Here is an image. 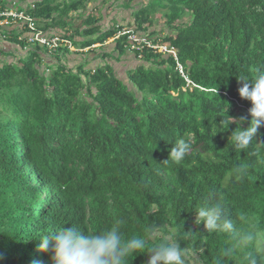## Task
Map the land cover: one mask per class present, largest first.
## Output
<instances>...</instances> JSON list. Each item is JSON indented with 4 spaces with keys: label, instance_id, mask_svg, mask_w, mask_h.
<instances>
[{
    "label": "trees",
    "instance_id": "1",
    "mask_svg": "<svg viewBox=\"0 0 264 264\" xmlns=\"http://www.w3.org/2000/svg\"><path fill=\"white\" fill-rule=\"evenodd\" d=\"M55 1L35 0L26 11L38 23L51 18L49 25L65 28L75 44L104 42L118 30L101 32L90 14L72 34L66 17L91 0L62 9ZM147 4L148 11L136 9L135 30L149 31L160 12L171 29L163 39L176 47L190 83L172 54L153 50L128 73L134 89L108 63L76 71L60 65L48 75L33 52L0 68V264H51L38 236L61 226L97 232L117 220L126 237L145 235L150 246L164 236L177 239L188 264H246L239 241L264 228V164L255 154L264 155V127L247 151L237 152L229 138L240 117L248 118L242 127L250 122L251 102L240 97L236 77L264 70V0ZM126 38L116 40L121 53ZM226 109L233 122L212 135ZM180 137L191 146L177 164L168 155ZM239 164L249 168L242 182L231 174ZM216 203L233 221V233L196 223L197 207ZM146 227L155 233L145 234ZM259 247L253 255L264 264ZM150 255L130 264H147Z\"/></svg>",
    "mask_w": 264,
    "mask_h": 264
},
{
    "label": "clouds",
    "instance_id": "2",
    "mask_svg": "<svg viewBox=\"0 0 264 264\" xmlns=\"http://www.w3.org/2000/svg\"><path fill=\"white\" fill-rule=\"evenodd\" d=\"M116 24L122 25L120 23ZM151 31L153 29L146 31L148 33L138 32L150 36ZM65 34L63 35L67 37ZM153 35L150 37L158 40L157 35ZM159 39L166 41L163 38ZM166 42L172 45L170 41ZM174 48L176 54L154 50L153 52L164 55L172 54L178 60L177 68L190 83L191 80L186 76L183 64L179 62L177 49L175 46ZM127 50L130 49L127 48ZM145 50L151 49L130 51H134L143 59L142 56ZM145 63L144 61L143 64ZM236 79L241 82V86L238 88L240 97L251 102V107L248 109L250 116L248 126H241L248 118L240 117L236 121L237 126L229 138V143L235 150L242 152L247 151L250 145L254 144V138L257 136L259 129L264 127V70L256 69L251 75L240 74ZM193 84L197 85L196 83ZM227 109L226 115L222 116L218 123L219 130L212 132V135L229 129L233 117L227 115ZM190 146V141L183 137L177 138L169 150L168 159L170 158L173 162L179 164L188 153ZM255 154L259 163L264 164V155H261L259 151ZM231 174L235 181L242 182L248 177L249 168L246 164H239L234 167ZM196 211V223H203L209 232L233 233L235 231L233 221L224 215V209L220 203L207 207L202 205L197 207ZM240 219L244 220L246 218L242 216ZM122 224V221L117 220L97 232H86L76 226H61L58 231L52 230L38 236L40 241L38 249L42 252L51 253V264H130V261L132 262L137 255L146 253L151 254L147 264H188L187 252L177 239L164 236L160 242L150 246L145 235L126 237L121 230ZM144 232L148 235L155 233L153 227H146ZM239 243L246 250V264H257L252 250L256 249L259 244L264 243V228H254L252 232L243 235ZM0 259H3L2 255H0Z\"/></svg>",
    "mask_w": 264,
    "mask_h": 264
},
{
    "label": "crops",
    "instance_id": "3",
    "mask_svg": "<svg viewBox=\"0 0 264 264\" xmlns=\"http://www.w3.org/2000/svg\"><path fill=\"white\" fill-rule=\"evenodd\" d=\"M56 1L58 3L62 2V0L60 1L56 0ZM101 1L104 2L105 0H101ZM131 1L136 2L139 0H127V2L129 3H131ZM34 2L35 0H3V3L6 5L15 6L23 9L24 8L27 9L29 6H33ZM139 6L137 8H139ZM56 14L57 13H54V15ZM75 15L76 14L69 13L68 16L66 17L68 21L72 22V26L75 25L74 23ZM108 19L113 21L114 20L113 15L111 16V18ZM128 19L131 20L130 24H132V27L136 28L137 25H136L135 17L131 16ZM40 20H41L40 25L48 33L65 34V32L67 31L65 28L49 25V21H51V18H47V19L43 18ZM74 28L76 27L74 26ZM74 28L70 27L68 31L70 30V33L75 34L76 29ZM154 28L155 27L153 26V29ZM17 36L18 38L19 36L25 38V41H23L24 44H22L19 41V39L16 40ZM30 36H31V32L21 23L13 24L10 27V32L8 33L3 32L2 29L0 28V68L3 67L5 64H9V63L14 65L19 64L23 58L25 57L29 58V56H31V53L34 52L38 54L39 57L38 60L40 61V65H39L40 69L41 70L45 69L47 74L48 71L51 72L53 68H57L60 65H65L66 67H69L76 71L77 69H79L80 66H83L84 70H93L99 65H104L108 63L113 67L116 76H120L119 78L123 79L124 81H127V76H126L127 72L144 63V60L140 56H138L134 51L126 50L124 53H121L118 50V47H116L117 43L114 38H110L113 39L112 40L113 42H110L109 39V40H105L104 42H96L88 46L87 45L81 46L76 44L77 47V48L75 47L76 50L63 47L62 49L53 51L46 49L45 47L40 46L35 42L32 41L29 42L28 40L26 41V38L28 39V37L30 38ZM75 38L78 39L77 36H75ZM97 43L98 45L95 46ZM85 48L87 49L94 48V49H92L91 51L90 50L79 51V49H85ZM88 52H91L92 55L88 54ZM109 56L114 58L116 61H118V63L123 61L124 63L122 64L121 67L126 68L127 64H131L132 67H130L129 69L128 68L125 70L121 69L123 70V73H125V77L121 75L123 73L121 72L117 73L115 71V66L113 64L107 62V58ZM124 59H128V60H124ZM38 60H36L35 62H37ZM81 75H84V73H81Z\"/></svg>",
    "mask_w": 264,
    "mask_h": 264
},
{
    "label": "rangeland",
    "instance_id": "4",
    "mask_svg": "<svg viewBox=\"0 0 264 264\" xmlns=\"http://www.w3.org/2000/svg\"><path fill=\"white\" fill-rule=\"evenodd\" d=\"M72 1H78V0H62V4L59 7H61V9H62L64 7H66V6H63L64 4H69ZM149 1L150 0H139L136 2L131 1V3H129V2H127V0H117L114 3H112L111 0L110 1H104V2L101 0H91L88 2L86 8H80V10H78V11H76V10L70 11L71 14H76L74 16L75 25H73L71 27L74 28V26H77L81 23L83 24V21L85 20V18L90 14L94 15L97 18V23H99V27L101 29L100 30L101 32L104 30L111 29L112 27H114V25L116 23H120L122 25H125L126 27H132V24H130L131 20H129L128 18L135 15V13L137 11L136 8L139 5L145 6L147 8V11L150 10L149 4H147ZM55 2H57V1H55ZM59 11H60V9H59ZM112 15H113V19H114L113 21L108 19V18H111ZM153 18L154 19L151 23L150 29H153V26H154L155 27L154 30L157 33L156 37L158 39L163 38V36L166 34V32L170 31L171 29L166 25L165 17L160 12L156 13L153 16ZM189 18H190L189 16H186L183 19V21L186 22V21H188ZM40 24H41V20H40ZM43 30H45V29L43 28ZM138 31L141 33L144 32V31H141L140 29ZM145 33H148V32H145ZM94 35H96V33ZM68 38L72 40L71 37H68ZM86 38H89V37H86ZM110 38H114L115 40L118 39L117 37H115V35H113V37H110ZM110 38H107L106 40H109ZM112 40L113 39H110L109 41L113 42ZM97 45H98V43L95 46H97ZM66 46H67L66 44L65 45L63 44L56 49H49L47 47H45V48L55 51V50L62 49L63 47L67 48ZM75 47H76V44L73 42V48L72 49L76 50L77 47L76 48ZM92 49H94V48L79 49V51H87V50L91 51ZM88 54L92 55L91 52H88ZM28 59L29 58L25 57L20 61V63H22L24 60L27 61ZM124 60H128V59H124ZM38 61L36 62V66L39 67L40 61L39 62ZM107 62H110L111 64H113L115 66V71L117 73H120V72L123 73V70H125L127 68L129 69L130 67H132L131 64H127L126 68L121 67L124 62L121 61L120 63H118V61H116L114 58H112L110 56L107 58ZM121 69H123V70H121ZM135 69H137V68H135ZM47 70H49V69H47ZM49 74H51L50 71H48V75ZM121 75L125 77V73H123ZM126 76H127V74H126ZM118 77H120V76H118ZM127 81H129V80H127ZM128 85L131 89H134V84L132 85L130 81H129ZM83 96H84V93H83ZM259 246H260L259 248L261 249L262 256L264 258V243L259 244Z\"/></svg>",
    "mask_w": 264,
    "mask_h": 264
},
{
    "label": "built area",
    "instance_id": "5",
    "mask_svg": "<svg viewBox=\"0 0 264 264\" xmlns=\"http://www.w3.org/2000/svg\"><path fill=\"white\" fill-rule=\"evenodd\" d=\"M16 23L23 24L31 32L30 38H26V41L35 42L49 49H56L63 44H66V47L69 49L73 48V41L71 39L60 33L51 34L43 30L38 23V19L27 12L25 8L9 6L4 4L3 0H0V28L2 31L6 33L10 32V27ZM115 27L118 28L115 37L119 38L122 35H127L126 41L130 50L142 51L143 49H151L176 54L174 46L170 45L169 42L161 39L155 40L149 35L140 34L132 27L120 26L119 24L115 25ZM19 38L23 37L19 36Z\"/></svg>",
    "mask_w": 264,
    "mask_h": 264
}]
</instances>
